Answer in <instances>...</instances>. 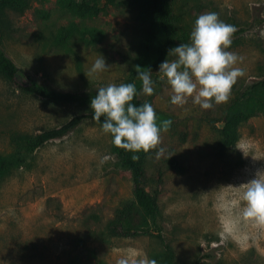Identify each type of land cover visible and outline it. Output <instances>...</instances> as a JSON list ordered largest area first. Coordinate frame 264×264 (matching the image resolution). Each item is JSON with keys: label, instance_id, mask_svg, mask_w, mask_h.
Wrapping results in <instances>:
<instances>
[{"label": "rangeland", "instance_id": "1", "mask_svg": "<svg viewBox=\"0 0 264 264\" xmlns=\"http://www.w3.org/2000/svg\"><path fill=\"white\" fill-rule=\"evenodd\" d=\"M125 1L81 18L65 0H32L22 14L7 12L9 29L0 24V48L57 91L84 93L127 83L139 21L135 6ZM175 12L189 35L195 19L206 12L234 25L227 50L237 54L236 66L245 74L228 101L210 109L191 97L184 105L171 104L170 86L159 69L152 72L153 94H140L152 104L158 124L171 121L146 163L150 189L159 192L162 237L181 263L264 264V224L240 215L242 185L264 170V108L240 98L246 87L264 80V0H175ZM68 29L74 31L71 41L60 42L58 35ZM86 30L98 32L96 45L89 36L81 38ZM99 55L109 67L90 73ZM19 84L22 79L10 83L0 75V157L18 152V136L39 134L92 111L90 104L48 102L21 91ZM234 107L248 119L239 126L234 146L226 148L220 119ZM160 148L164 153L157 156ZM170 160L178 168L172 169ZM132 191L131 174L120 167L111 135L100 123L85 120L69 135L38 148L0 183V264H73L77 257L79 264H117L121 258L129 264L156 262L164 246L154 231L134 238L109 234V222Z\"/></svg>", "mask_w": 264, "mask_h": 264}, {"label": "trees", "instance_id": "2", "mask_svg": "<svg viewBox=\"0 0 264 264\" xmlns=\"http://www.w3.org/2000/svg\"><path fill=\"white\" fill-rule=\"evenodd\" d=\"M65 1H67L66 5L73 8L79 17L89 18L106 12L107 7L114 5L118 0H105L104 5H100V0ZM31 2L32 0H0V24L2 27L4 24L5 29H9L8 11L22 14L31 8ZM125 2L135 6L139 21L138 37L135 43V66L131 69L130 79L127 81V83L136 84L138 94L134 97L133 103L139 106L145 101L140 98L139 92L142 82L137 78V72L146 70V68H150L152 72L158 70L170 48L180 43L189 42V33L182 26L181 20L175 12V0H127ZM73 32L71 29L62 30L58 35V40L60 42L71 41ZM80 36L81 38L89 36L90 42L94 45L100 38L98 32L90 30L83 31ZM137 66L141 69H138ZM0 75L10 83L22 79L24 84L18 85L21 91L55 104H90L91 99L99 89L84 93L61 92L51 89L19 68L1 48ZM240 98L250 102L256 100L258 106L264 108V80L246 87ZM103 119L104 117H101L100 121L95 120L92 111H90L89 113L78 114L65 124L44 130L39 134L18 136L16 140L20 147L18 152L12 157H0V183L14 169L25 166L28 158L38 148L69 135L85 120H93L101 124ZM247 119V114L235 107L225 112L223 118L220 119V121H224V128L221 130L224 147L231 148L234 146L239 137V126ZM151 150L132 153L114 145V152L118 157L120 167L131 174L133 191L132 197L125 201L122 208L118 210L116 220L109 222V234L111 237L134 238L140 235H148L154 231L164 246V254L157 256L156 262L160 264H185L177 261L175 250L162 237V228L159 224V217L161 216L158 203L159 192L157 189H150L152 178L148 176L146 169ZM170 167L172 169L178 168L177 162L170 160ZM158 175L162 176V172L159 171ZM160 181L159 177L158 182ZM79 259V257L73 258L72 263L79 264ZM98 264L106 263L100 261ZM193 264H200V260Z\"/></svg>", "mask_w": 264, "mask_h": 264}, {"label": "clouds", "instance_id": "3", "mask_svg": "<svg viewBox=\"0 0 264 264\" xmlns=\"http://www.w3.org/2000/svg\"><path fill=\"white\" fill-rule=\"evenodd\" d=\"M235 31V26L220 20L216 12H206L195 19L189 42L170 48L159 65L158 73L170 86L171 104L184 105L191 97L194 104L210 109L213 104L228 101L232 86L245 74L242 67L236 66L240 58L227 50ZM108 67L105 58L99 55L90 73H100ZM136 76L142 82L139 94L151 96L155 84L151 69L138 71ZM96 92L90 101L93 118L100 121L104 117L101 129L111 135L115 146L138 153L147 152L160 143L161 131H166L171 121L158 124L151 103L145 101L139 106L133 103L138 94L135 83L108 84ZM163 153L164 149L160 148L157 156ZM242 186L240 215L256 224H264V170ZM117 264H129V261L121 258ZM139 264L156 262L143 259Z\"/></svg>", "mask_w": 264, "mask_h": 264}]
</instances>
